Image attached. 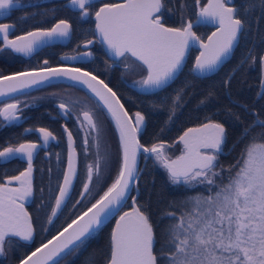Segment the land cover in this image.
<instances>
[{"label": "snow or ice", "instance_id": "obj_1", "mask_svg": "<svg viewBox=\"0 0 264 264\" xmlns=\"http://www.w3.org/2000/svg\"><path fill=\"white\" fill-rule=\"evenodd\" d=\"M195 3L200 8L196 14L197 20L180 27L165 26L162 20L164 0L102 3L94 12L90 11L95 7L93 0H67L64 7L78 9L81 20L94 15V36L97 39L85 40V48L94 42L103 43L110 56L125 61V72L131 73L139 69L143 73L140 79L132 82L133 87L153 92L164 89L182 70L186 49L193 41L199 40L192 31L194 23L204 21L219 25L208 37L209 43L201 42L200 47L204 51L195 58V63L189 69L190 73L199 76L217 69L220 62L232 52L238 34L245 27V21L238 16L239 10L234 6V0H208L202 7L201 0H195ZM15 5H19V0H0V14ZM185 7L184 0H180L177 11L182 19ZM253 7L254 5L247 4L243 10L248 12ZM261 7L264 8V0H261ZM52 11L54 14L55 10ZM169 11L172 9L169 8ZM13 27L10 24H0V37L3 41L0 52L10 48L14 53L29 57L39 46L51 41H67L72 35V25L66 19L58 20L50 28L28 31L10 39ZM79 55L90 57L92 53L84 52ZM248 56L253 62L257 59L251 51ZM77 58L65 55L61 59ZM259 61L264 68V55L259 56ZM246 62V59L241 60V64ZM60 77L86 85L103 104L119 134L120 166L107 191L86 212L73 219L52 240L42 243L30 255L20 259L19 264H48L49 261L51 264H59L58 258H62V254L75 252L113 209H119L126 193L131 190L132 183L138 181L137 154L141 149L143 153H151L155 157L166 170L171 184L186 189L203 186L208 194L200 192L195 196L170 201V210H165L161 216L168 223L161 229L159 237L149 215L143 210L144 206H138L137 198L132 197L131 211L120 215L112 229L110 254L105 255L104 264H264V119L253 113L256 119L241 134L242 138L250 137L248 143L235 162L225 169L219 164V154L223 153L226 142V130L221 123L209 119L199 127L188 128L179 137V142L183 144L181 155L171 159L165 154L163 143H153L149 147L142 145L137 139L136 134L145 120L140 111L130 114L113 88L96 75L78 67H52L48 60H44L43 66L38 70L0 76V83L13 82L7 92L0 88V96L23 88L38 87ZM224 84L229 86L230 80H225ZM260 85L264 93V79H261ZM183 91L181 88L171 97L169 120L181 106ZM76 103L62 100L58 107L64 115L69 112L76 114L77 123L81 131L85 132V151H88L87 146L96 149L95 160L86 168V177L80 191V196L83 197L90 194V185L100 180L107 152L104 149L105 129L96 111L99 105L85 104L76 113ZM242 107L246 109V106ZM18 111L16 103L6 104L0 108V116L4 121H16L20 119ZM255 128L260 131L253 134ZM36 131L40 133L45 145L50 139H56L47 128L41 127ZM64 131L68 133V164L63 171L62 181L57 180L58 192L47 217L49 224L69 198L74 178L78 177L73 135L67 127ZM38 147L37 143L29 142L0 150V161L7 163L16 157H24L28 165L19 175L8 177L7 183H0V257H5L10 250L6 245L10 244L11 238L18 237L21 241H31L33 238V223L24 210L23 203H17V200L24 201L33 194V155ZM147 158L146 155L145 159ZM225 171L228 172L227 183L223 182ZM217 178H220L219 183ZM12 181H17L19 186L9 187ZM76 203L80 201L77 200ZM69 229L72 231L69 232ZM65 233L68 235L65 236ZM53 241L57 243L49 248Z\"/></svg>", "mask_w": 264, "mask_h": 264}, {"label": "flooded vegetation", "instance_id": "obj_2", "mask_svg": "<svg viewBox=\"0 0 264 264\" xmlns=\"http://www.w3.org/2000/svg\"><path fill=\"white\" fill-rule=\"evenodd\" d=\"M49 4H53V9L57 12L58 3L61 2L62 5L67 4V0H46ZM113 1V0H112ZM123 0H114L112 3H121ZM37 1L35 0H19V5H15L10 9L6 10L0 14V24H10L14 27L10 30V39H15L16 36L24 35L28 31H35L36 29H45L52 27L56 22L55 18L57 13L53 11L50 13L48 11V3H45V6L42 2L37 4V11L35 13L24 12V10L31 9L35 6ZM102 3H107L105 0L94 1L95 7L94 11L98 10ZM202 7V5H200ZM70 12L69 19L71 21L76 20L79 23H82L79 17V10H73L67 8ZM196 14L199 12L200 8L196 6ZM91 11V10H90ZM195 14V17H196ZM93 20V35H94V15L91 16ZM195 17L191 20L193 21ZM26 18V19H25ZM165 26L175 27L173 25H168L165 19L162 17ZM186 25V24H184ZM201 26H196L192 29L199 28ZM72 35L66 45H60L53 43L41 47L40 49L35 50V52L29 56L25 57L22 54L14 53L10 48H6L4 51L0 52V76L5 75L6 72L15 71L17 69L32 67L40 68L43 65L44 60H48L49 64L54 61H58L63 56H77L76 60H63V62H75L85 63L90 65L91 69L102 79L109 87L113 88L117 92L121 103L124 104L125 109L129 111L130 114L140 111L144 117V123L142 124L141 129L137 132V138L140 143L145 146H151L153 143H163L165 145L164 152L169 156L170 153H177L176 155H181L183 150V145L181 143L172 142L170 143V133H166L161 138H151L148 141H144L146 134V116L141 111V106L146 105L150 97L167 89V85L164 89L158 90L150 94H140L134 91L132 82L134 80L140 79L143 73L139 69L131 73L124 71L125 61L121 59L111 60L104 49L102 48L99 42H96L100 48H93V44L85 48L81 44V48H76L78 50L76 55H73L74 48H64L71 43ZM94 36V41H95ZM200 39V38H199ZM201 40V39H200ZM203 41V40H202ZM2 37H0V45H2ZM62 47V48H60ZM61 49V50H60ZM91 52L90 57L79 55L80 53ZM199 51L191 48L187 56L185 65L189 58H191L192 63L194 62ZM264 55V51L262 52ZM131 59V58H130ZM229 61V60H228ZM227 61V62H228ZM226 62V63H227ZM138 63V62H137ZM184 65V67H185ZM193 66V65H192ZM260 66V81L262 79V68ZM183 67V68H184ZM182 71V70H181ZM180 74V73H179ZM215 74V73H214ZM264 74V71H263ZM212 76V75H210ZM178 77V76H177ZM196 77V76H195ZM209 77V76H208ZM198 78V77H197ZM206 78V77H204ZM261 85L259 84V89L257 93L260 92ZM82 89L74 85L58 84V85H48L24 94H21L17 97L4 101L0 104V108L6 104L16 103L18 106L17 115L20 119L16 121H4L0 116V138L2 134L6 135L5 145L0 141V150L8 146H19L21 143H37L39 147L34 151L33 155V165H32V187L33 194L30 196L29 200L25 203L26 209L30 210L32 215L30 219L33 225L40 223V213L45 209L46 204L50 206V209L54 206V200L51 201V194L56 188L57 180L62 178L64 167H65V155H66V144H65V127L73 135L75 148L77 151V172L78 177L75 179L73 188L71 190L69 198L66 200L61 211L67 213H72L82 207L85 203H94L99 199L107 188L113 182L119 166H120V140L116 132V129L111 122L110 118L106 112L100 107V105L88 94L86 95L81 91ZM128 90H131L137 97L135 100H132L128 97ZM76 101L74 105L75 112L78 113L80 108L87 104L89 106L99 105V108L96 110L97 115L104 126L105 137H104V149L107 152L106 165L102 168V175L98 182H94L90 185L91 192L86 196H80V191L82 190V184L86 177V168L89 163H92L96 158V149L93 146H87L88 151H85L86 145L84 144L85 132L81 131L80 125L77 123V116L73 112H69L67 115H64L60 112L58 104L61 101ZM251 106L249 109H244L245 113L249 119V124L256 119V116L253 113H256L260 119H264V93L260 96L256 95L255 101L248 102ZM253 107V108H252ZM244 108V107H243ZM262 118H261V117ZM247 119V120H248ZM248 124V125H249ZM47 128L53 133L56 137L55 140L50 139L49 142L45 145L44 141L41 138V135L36 129L38 128ZM198 127V126H196ZM247 127V126H246ZM190 128V127H189ZM29 129L30 131H26ZM188 129V128H187ZM185 129L184 131H186ZM233 130V128H230ZM226 130V129H225ZM259 128L253 129V134L259 132ZM232 137L235 134V130L232 131ZM18 134V135H17ZM18 136V137H17ZM227 136V132H226ZM249 139L250 137H246ZM16 139V140H15ZM18 139V140H17ZM62 141V147L60 142ZM176 140V139H175ZM17 141V143H13ZM238 140L235 142H230L228 144L225 142L223 145V153L219 154V162L221 158L228 157L231 152L235 151V148L238 147ZM64 151V160H62L63 149ZM203 151V150H202ZM148 156L145 159V156ZM172 158V157H170ZM148 163L154 165V167L161 172H163L165 178L169 181L168 174L166 170L155 160V157L151 154L140 153L139 156V168H144ZM27 160L24 157H16L11 161L4 163L0 161V183H5L8 177L19 175L20 172L24 171L27 168ZM2 167V168H1ZM9 187H18L15 184H9ZM58 192V190H57ZM56 192V193H57ZM132 192V191H131ZM134 196V195H133ZM130 193L129 198L126 200L122 206L120 213L130 209V200L133 197ZM79 200L80 203H76ZM43 201V203H41ZM51 204V205H50ZM39 205V207H38ZM75 205V207H73ZM29 212V211H28ZM30 214V212H29Z\"/></svg>", "mask_w": 264, "mask_h": 264}, {"label": "trees", "instance_id": "obj_3", "mask_svg": "<svg viewBox=\"0 0 264 264\" xmlns=\"http://www.w3.org/2000/svg\"><path fill=\"white\" fill-rule=\"evenodd\" d=\"M35 1H37L35 6L31 9L24 10V12L35 13L39 2L48 3L46 0ZM61 2L63 1H59L58 10L57 12L55 11L57 13L55 21L66 19L71 23V43L64 48H74L73 55H76L78 52L76 48H81V44L84 43L85 40H94L93 20L92 17H89L82 21V23L74 19L71 21L69 19L70 12ZM105 2L112 3L114 0H105ZM184 2L186 7L182 19L180 12L177 11L180 0H164L165 7L162 9V17L168 25L180 27L182 24H187L195 17L197 12L195 0H184ZM201 3L203 6L208 3V0H201ZM43 4L45 6V3ZM247 4H252L254 7L248 12H245L243 8ZM234 6L239 10L238 16L245 21V27L239 34L238 44L229 61L212 76L197 78L189 72V69H191L193 65L191 58H189L178 77L167 89L151 96L149 102L141 106V111L145 114L147 121L144 141H148L151 138L162 139L163 135L170 133V143L174 141L180 143L179 137L183 135L185 132L184 130L189 127L194 128L200 126L203 123H207L209 119L213 122L221 123L227 132V146L230 142H235L236 140H238L239 145L228 157L223 156L221 158L219 164L223 165L225 169H227L228 165L235 162L245 144L248 143L246 137H241L243 130L249 124V119L244 110L245 108L242 106H246V109H249L251 106L248 102L255 101L256 99L260 84L259 56L262 55L264 51V8L261 7V0H234ZM169 8H171L172 11H169ZM52 9L53 4L48 3V11H50V13ZM91 11L94 12V9H91ZM194 31H196V36L204 41L212 31V28L201 26ZM92 47L100 48L96 42L93 43ZM249 51H251L252 55L257 57L255 62L248 56ZM242 59H246L247 62L241 64ZM49 65H70L79 67L100 78L90 68V65L79 63L78 61L63 62L61 59H58V61H54ZM29 69L33 68L25 67L6 72V74ZM225 80H230L229 86L224 84ZM60 84L74 85L67 83ZM181 88L184 89L181 106L176 109L175 114L172 116L171 120H169V115L171 113V97ZM81 91L88 95L85 91ZM128 97L135 100L137 96L131 90H128ZM202 100L204 103H201ZM164 101L167 102L163 103ZM237 116L240 118L237 119ZM230 128L235 130L233 139H231L233 130ZM6 135L7 134L4 133L0 138V141L2 140L4 145L7 140ZM59 142L62 147V141L60 140ZM13 143H17V141ZM64 151L65 148L63 149L62 160H64ZM177 156L171 159H175ZM227 181L228 172L225 171L223 182L227 183ZM217 182H220V178H217ZM5 183H7V180H5ZM11 184L14 183L11 182ZM57 190L58 187L56 183V188L51 194V201L54 195L57 194ZM200 192H204L205 195L208 194L203 186H197L195 189H186L183 186L171 184L165 178L163 172L156 169L153 164L148 163L144 168L139 169V179L134 182L131 194L132 196H137L138 206H144L143 210L149 215L157 236L159 237L161 229L168 223V220L161 219V216L165 210H170L168 209L169 202L181 199L185 196H195ZM91 204L93 203H85L72 213L61 211L51 224L47 223V217L51 213V209L50 206L46 204L45 209L39 216L40 223L33 225L34 233L32 240L21 241L17 237L11 238V240H17V247L16 249L13 248L10 250V255L0 257V264H16L29 252L86 210ZM28 211L30 215H32L29 209ZM113 222L114 219L106 222L75 252L62 256V258L59 259V264H104L105 255L110 254V238ZM45 228L47 230H45ZM157 248H159V244H157Z\"/></svg>", "mask_w": 264, "mask_h": 264}, {"label": "water", "instance_id": "obj_4", "mask_svg": "<svg viewBox=\"0 0 264 264\" xmlns=\"http://www.w3.org/2000/svg\"><path fill=\"white\" fill-rule=\"evenodd\" d=\"M94 1H99V0H93V2ZM122 3V2H121ZM78 10V9H77ZM94 19V22H95V17L93 18ZM197 20V16L195 17V19L193 20V21H196ZM57 23V22H56ZM196 26H208V27H210V28H212V31L210 32V34L206 37V39L204 40V41H202V40H196V41H193L191 44H190V46L186 49V51H185V56H184V60H183V64H182V69H183V67H184V65H185V62H186V59H187V56H188V54H189V51H190V49L191 48H194V49H196V50H198L199 51V53H198V55H200V53H201V51H204V49H202L201 47H200V44H201V42L202 43H205V44H207V43H209V41H208V37L209 36H211L212 35V33L214 32V31H216L217 30V28L219 27V25H218V23L217 24H212V23H208V22H204V21H198V22H196V23H194V25H193V28L194 27H196ZM192 28V29H193ZM241 33V32H240ZM239 33V34H240ZM94 34H95V25H94ZM239 34H238V40H237V42L234 44V47H233V50H232V52L228 55V56H226L221 62H220V64L218 65V67H217V69L215 70V71H213V72H211V73H208V74H206V75H204V76H199L198 74H195V73H192L194 76H196V77H198V78H204V77H208V76H210V75H213L214 73H216L230 58H231V56H232V54H233V51L235 50V48H236V46H237V44H238V41H239ZM96 39H97V37H95ZM68 41L69 40H67V41H51V42H47V43H45V44H43V45H41V46H39L37 49H40L41 47H44V46H46V45H50V44H53V43H57V44H60V45H66L67 43H68ZM101 44V46H102V48L104 49V51H105V53L107 54V56L111 59V60H116L117 58H115V57H112V56H110L109 54H108V52H107V47H106V45H104L103 43H100ZM36 49V50H37ZM197 55V56H198ZM196 56V57H197ZM195 63V60H194V62H193V64ZM52 67H65V68H71V67H75V66H70V65H53ZM79 68V67H78ZM261 68H262V66H261ZM35 69H39V68H35ZM81 69V68H80ZM31 70H33V69H29V70H22V71H18V72H23V71H31ZM82 70H84V69H82ZM86 71V70H85ZM263 71H264V68H262V79H264V74H263ZM181 72V71H180ZM179 72V73H180ZM15 73H17V72H15ZM179 73L177 74V76L179 75ZM14 73H9V74H5V75H2V76H11V75H13ZM177 76H176V78H177ZM175 78V79H176ZM98 79H100V78H98ZM174 79V80H175ZM102 80V79H101ZM173 80V81H174ZM172 82V81H171ZM170 82V83H171ZM10 83H13V82H10V81H3L2 83H0V88H2V89H4L5 90V92H7V89H8V87H9V85H10ZM60 83H67V84H74V85H76L77 87H79V88H81L83 91H85L86 93H88L99 105H100V107L106 112V114H107V110L106 109H104L103 108V104L98 100V98H96L95 96H94V94L87 88V86L86 85H83V84H80V83H77V82H74V81H71V80H68L67 78H65V77H60V78H54V79H51L50 81H48V82H46V83H44V84H42V85H40V86H38V87H31V88H23V89H20L19 91H17V92H12V93H8L7 95H3V96H0V103H2V102H4V101H7V100H9V99H12V98H14V97H17V96H19V95H21V94H24V93H27V92H30V91H33V90H36V89H39V88H42V87H45V86H48V85H54V84H60ZM93 83H95V81H93ZM169 83V84H170ZM133 89H134V91L135 92H137V93H140V94H150V93H153V92H156V91H158V90H156V91H153V92H145V91H142V90H140V89H137V88H135V87H133ZM262 90H261V88H260V92H261ZM4 107V106H3ZM2 107V108H3ZM109 117V116H108ZM1 118L3 119V117L1 116ZM110 118V117H109ZM110 120H111V118H110ZM111 122L113 123V125H114V127H115V129H116V126H115V124H114V122L111 120ZM142 127V126H141ZM199 127V126H198ZM194 128H196V127H194ZM141 129V128H140ZM139 129V130H140ZM116 132H117V134H118V131H117V129H116ZM64 135H65V144H66V155H65V167H64V170L67 168V164H68V155H69V148H68V133L67 132H65L64 133ZM137 135V134H136ZM118 136H119V134H118ZM138 139V138H137ZM73 149H74V161H75V164H76V168H77V160H78V158H77V151H76V148H75V143H74V139H73ZM141 152H143V150L141 149V150H139L138 151V154H137V168H139V156H140V153ZM62 178H63V175H62ZM62 178H61V181H62ZM75 179L76 178H74V182H75ZM15 185H17V186H19V184H18V182L17 181H12ZM74 182H73V185H74ZM133 186H134V182L132 183V185H131V190L128 192V193H126V197H125V200L123 201V203L121 204V205H119V209L117 210V209H113V211H112V213L111 214H109L105 219H104V221L102 222V224L99 226V228L102 226V225H104L106 222H108V221H110V220H112V219H114V222H113V228L116 226V220L117 219H119V216L120 215H122L124 212H126V211H131V207H132V204H133V200H132V198H131V200H130V209H128V210H126V211H124V212H122V213H120V210H121V208H122V206L124 205V203L126 202V200L129 198V195H130V193H131V191H132V189H133ZM73 188V187H72ZM107 191V190H106ZM70 193H71V191H70ZM135 197H137L136 195H134ZM133 196V197H134ZM29 198L30 197H28V198H26L24 201H20V200H17V203H23V205H24V210L25 211H27L28 212V210L26 209V207H25V205L27 204V203H25V202H27L28 200H29ZM68 199V198H67ZM66 199V200H67ZM98 200V199H97ZM66 202V201H65ZM96 202V201H95ZM94 202V203H95ZM92 205V204H91ZM91 205L88 207V208H90L91 207ZM63 206L64 205H62V207H61V209L60 210H58V212H57V215L55 216V217H53L52 218V221L58 216V214L61 212V210H62V208H63ZM87 208V209H88ZM87 209L86 210H84L82 213H80L78 216H80V215H82L84 212H86L87 211ZM28 214H29V212H28ZM89 215H91V214H89ZM29 217H30V214H29ZM77 217H75L74 219H76ZM72 221H70L68 224H70ZM68 224H66L63 228H61L58 232H56L54 235H52L50 238H48L46 241H44L43 243H47L48 242V240H52V238L54 237V236H57L58 235V233L59 232H62L63 231V229L64 228H66L67 226H68ZM98 228V229H99ZM112 228V229H113ZM97 229V230H98ZM72 231V229H69V232H71ZM68 235V233H65V236H67ZM18 238V237H17ZM57 243V241H53V244L52 245H49V248H52L55 244ZM41 246V244L39 245V246H37L36 248H38V247H40ZM36 248L35 249H33L31 252H29L27 255H30L33 251H35L36 250ZM26 255V256H27ZM62 256H64V254H62ZM40 257V254L38 253L37 254V258H39ZM24 258V257H23ZM58 259H60V258H58ZM16 264H19V261L16 263ZM48 264H51V262L49 261L48 262Z\"/></svg>", "mask_w": 264, "mask_h": 264}, {"label": "rangeland", "instance_id": "obj_5", "mask_svg": "<svg viewBox=\"0 0 264 264\" xmlns=\"http://www.w3.org/2000/svg\"><path fill=\"white\" fill-rule=\"evenodd\" d=\"M201 5H202V3H201ZM176 154H177V153H170V152H169V156H170V157H175V156H177ZM169 182H170V181H169ZM170 183H171V182H170ZM16 242H17V240H15V239H14V240H11V241H10V244L6 245V247H8L10 250H12L13 248L16 249V247H17ZM10 250L7 251V255H10Z\"/></svg>", "mask_w": 264, "mask_h": 264}]
</instances>
